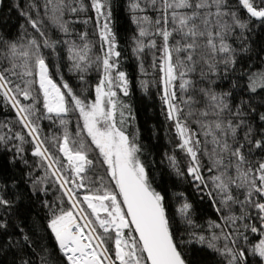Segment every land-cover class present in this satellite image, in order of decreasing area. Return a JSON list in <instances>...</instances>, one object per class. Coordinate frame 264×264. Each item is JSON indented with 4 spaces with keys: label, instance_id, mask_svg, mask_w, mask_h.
<instances>
[{
    "label": "snow or ice",
    "instance_id": "obj_1",
    "mask_svg": "<svg viewBox=\"0 0 264 264\" xmlns=\"http://www.w3.org/2000/svg\"><path fill=\"white\" fill-rule=\"evenodd\" d=\"M112 4L20 0L13 6L26 21L23 31L0 33V110L14 113V121H0V145L25 164L24 144L32 145L43 172L34 193L57 192L41 202L65 264H189L185 246L192 244L217 254L219 264H264V103H255L264 95V55L258 66L244 62L252 21L264 25V0H128L132 56L141 73L145 59L160 73L161 111L186 157V178L218 216L206 224L185 193H173L172 204L154 187L142 159ZM66 73L79 81L76 88ZM220 80L229 82L227 90H217ZM44 121L56 129L51 136ZM165 158L184 180L176 155ZM12 204L0 192V233L9 228ZM17 231L22 242L8 246L13 264H33L23 254L31 241ZM41 252L39 264H50L47 248ZM0 254H7L3 244Z\"/></svg>",
    "mask_w": 264,
    "mask_h": 264
},
{
    "label": "trees",
    "instance_id": "obj_2",
    "mask_svg": "<svg viewBox=\"0 0 264 264\" xmlns=\"http://www.w3.org/2000/svg\"><path fill=\"white\" fill-rule=\"evenodd\" d=\"M18 2L20 0H3V3L0 4V33L5 36L13 37L18 35L23 31L20 25H26V21L13 6ZM127 5L128 0H113L112 19L114 31L120 40L121 46L126 50L127 59L124 62V66L132 81V87L131 95L125 99L131 103L135 112L136 127L139 130V141L144 149L142 159L149 166L150 175L154 180V187L165 192L171 198L172 204L176 203V199L172 194L183 192L192 203L199 223L206 224L208 220H218V216L210 201L207 198L201 200L200 195L193 189L192 184L186 178V157L183 152L176 149L177 139L172 125L165 120L161 111L159 71L150 66L149 59H145L144 67L146 73H141L138 69L136 58L132 56L131 37L135 34L136 26L132 23ZM89 15H92V13L90 12ZM241 15H244L243 10H241ZM252 23L256 26L248 33V45L251 49V56L245 57L244 62L247 63V60L251 58L254 59V62L258 66L260 63L259 56L264 55V25L258 24L255 20ZM83 27L80 24L76 25L77 29H82ZM93 27L94 22L87 26L90 37ZM28 31L32 32L30 28ZM33 34L35 35V33ZM49 34L53 39L58 35L54 29ZM92 38L96 39L95 37ZM157 43H159V40ZM50 59L55 58L50 57ZM96 78V73H93L89 77V82L95 83ZM65 79L74 88L79 84V81L71 76V74L66 73ZM193 79L196 80L197 77L193 76ZM142 80L147 82V89L141 87L140 82ZM218 84L217 90H227L229 87L227 80H220ZM89 94H91V90ZM196 98L201 99L199 95ZM255 103H264V95H257ZM6 119L14 121V113L7 107L0 110V121ZM71 119L74 121L75 115H72ZM42 123L43 132L51 136L56 130L55 127L50 126L47 121ZM31 150L32 145L25 143L24 159L28 161V164H25L16 156L14 151L0 145V192H3L6 198L13 202L6 216V219L9 221V228L6 233H0V244L4 245L7 252L6 255L0 254V259L3 260L4 264H13L15 254L8 250V246L17 241L22 242L20 234L17 231V226H19L31 241V249L26 247L23 254L33 264H39L38 257L43 255L41 248H47L50 264H65L64 257L47 227L50 213L41 202L43 199L54 201L57 192L53 188L47 196L34 193L33 180L43 175V172L36 168L38 158L31 155ZM165 153H174L176 155L181 171H185L184 180L178 177L169 167ZM205 163H207L206 160ZM5 184L8 186L6 191L4 189ZM65 207H68V205L65 204ZM2 212L3 210L0 209V213ZM177 220H179V217H177ZM9 234L11 235V240L5 242L4 237ZM258 239L259 237L256 235L251 236L252 241L258 242ZM109 247L111 248V241H109ZM185 251L187 252L186 259L189 261V264H219L221 259L206 247H200L195 244L186 245Z\"/></svg>",
    "mask_w": 264,
    "mask_h": 264
}]
</instances>
